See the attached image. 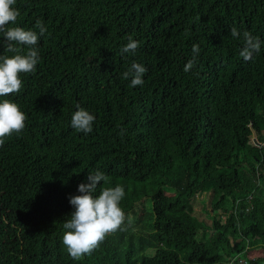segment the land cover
<instances>
[{
	"label": "trees",
	"instance_id": "trees-1",
	"mask_svg": "<svg viewBox=\"0 0 264 264\" xmlns=\"http://www.w3.org/2000/svg\"><path fill=\"white\" fill-rule=\"evenodd\" d=\"M15 25L47 32L0 146V264H264V0H16ZM235 26L261 40L250 61ZM38 32V29H35ZM135 52L121 55L129 38ZM3 33H0V42ZM198 44L193 69L184 71ZM0 54L5 53L0 43ZM146 67L143 85L123 73ZM77 105L93 131L71 127ZM260 142L257 145L253 134ZM125 189L126 218L73 259L63 222L89 172ZM209 198L208 230L194 207ZM212 216V217H211ZM258 256V257H257Z\"/></svg>",
	"mask_w": 264,
	"mask_h": 264
},
{
	"label": "clouds",
	"instance_id": "clouds-1",
	"mask_svg": "<svg viewBox=\"0 0 264 264\" xmlns=\"http://www.w3.org/2000/svg\"><path fill=\"white\" fill-rule=\"evenodd\" d=\"M16 0H0V33H3V44L5 53L0 54V97L18 93L22 86L21 74L32 73L39 63L38 40L46 32L47 28L43 22L38 20L35 29H25L15 25L19 11L14 7ZM231 36L240 39L243 47L239 55L244 61H250L254 55L261 50V40L249 31L241 33L235 26L231 28ZM139 42L129 38L120 52L135 54ZM192 59L187 62L184 71H191L199 57L200 48L198 44L192 47ZM146 67L140 63L133 62L127 71L123 73V79L131 78L130 87L143 85ZM77 110L72 114L71 127L77 132L84 134L93 131V123L96 117L88 110L77 105ZM26 114L20 106L9 100L0 101V146L5 143V138L14 133L19 134L25 128ZM107 175L99 169L89 172L86 183L78 186L80 195L70 196L69 203L74 207L70 218L63 222L65 229L63 244L68 254L73 259H80L85 254H91L104 241L110 233H115L121 226L131 224V217H127L120 206L125 196L123 186L117 184L115 187H103L98 195H95L101 182L107 183Z\"/></svg>",
	"mask_w": 264,
	"mask_h": 264
},
{
	"label": "rangeland",
	"instance_id": "rangeland-1",
	"mask_svg": "<svg viewBox=\"0 0 264 264\" xmlns=\"http://www.w3.org/2000/svg\"><path fill=\"white\" fill-rule=\"evenodd\" d=\"M256 136H257L256 133L253 134V136H252L253 139ZM194 207H195V210L197 209L196 212L198 213L200 219H205V221H207V223L209 225L208 230L202 229V232L204 233V236L206 238L212 237L211 235H213V234L211 233V231H209L210 226L212 225V221H211V219L209 217L210 205H209V198H208V196L206 194L198 195V197L194 201ZM254 264H259V261H257L255 259Z\"/></svg>",
	"mask_w": 264,
	"mask_h": 264
},
{
	"label": "water",
	"instance_id": "water-1",
	"mask_svg": "<svg viewBox=\"0 0 264 264\" xmlns=\"http://www.w3.org/2000/svg\"><path fill=\"white\" fill-rule=\"evenodd\" d=\"M254 141L257 145H259L260 143L257 141L256 137H254Z\"/></svg>",
	"mask_w": 264,
	"mask_h": 264
},
{
	"label": "built area",
	"instance_id": "built-area-1",
	"mask_svg": "<svg viewBox=\"0 0 264 264\" xmlns=\"http://www.w3.org/2000/svg\"><path fill=\"white\" fill-rule=\"evenodd\" d=\"M246 262H243L242 264H245Z\"/></svg>",
	"mask_w": 264,
	"mask_h": 264
},
{
	"label": "bare ground",
	"instance_id": "bare-ground-1",
	"mask_svg": "<svg viewBox=\"0 0 264 264\" xmlns=\"http://www.w3.org/2000/svg\"><path fill=\"white\" fill-rule=\"evenodd\" d=\"M257 139V138H256ZM257 141H258V139H257ZM259 142V141H258ZM260 143V142H259Z\"/></svg>",
	"mask_w": 264,
	"mask_h": 264
}]
</instances>
